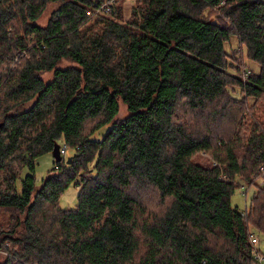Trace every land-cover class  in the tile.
Returning a JSON list of instances; mask_svg holds the SVG:
<instances>
[{"label":"trees","instance_id":"obj_1","mask_svg":"<svg viewBox=\"0 0 264 264\" xmlns=\"http://www.w3.org/2000/svg\"><path fill=\"white\" fill-rule=\"evenodd\" d=\"M233 36L259 71L230 61ZM230 88L243 104L264 98V0H135L127 20L121 0H0V264H253L264 185L243 210L231 198L264 174V104L243 106L242 148L180 116ZM121 100L129 114L117 118ZM61 141L71 162L38 185L39 158ZM72 183L78 203L64 209ZM142 188L159 193L161 214L150 217ZM5 210L18 214L4 221Z\"/></svg>","mask_w":264,"mask_h":264},{"label":"rangeland","instance_id":"obj_2","mask_svg":"<svg viewBox=\"0 0 264 264\" xmlns=\"http://www.w3.org/2000/svg\"><path fill=\"white\" fill-rule=\"evenodd\" d=\"M135 3V0H121V4L123 7V16L124 19H129L131 17V12L133 5ZM58 3H49L37 21L40 25H45L55 8H57ZM216 13L215 10H210L209 14ZM216 16V15H215ZM226 49L228 53L230 54V61L235 64H243V66L248 67V69L259 71L260 65L256 63L255 61L251 60L248 57L247 54V48L243 46V44L239 41V38L237 36H233L230 41L226 44ZM72 62L68 60H64L60 63V66L66 67L70 65ZM44 77L46 80H49L52 78V72H47L44 74ZM229 101L226 99L223 101V103H215L209 107L205 111L197 112V114L182 110L181 111V118L183 120H186L187 123H190L192 126H198L200 128H205L207 124L210 125V127L215 131L216 134H220L221 136H225L226 140H233L236 137H238L239 141L236 142L237 146L239 148H242L244 144L246 143L247 136L250 132V118H249V112L253 115L256 112V109L260 108L264 104V98H254L249 97L245 99V104H243L242 98V92L240 89L230 88L229 90ZM245 105V109L248 112V115L243 112V106ZM222 111H220V110ZM214 111L219 112L222 114L214 115L210 118H207L208 116H211V114H214ZM246 111V112H247ZM129 114L128 108L126 104L123 103V101H120V112L117 116V118H123ZM248 117H246V116ZM95 124V120L89 123V126H92ZM208 125V126H209ZM110 125H107L103 127L102 129L98 130L94 134V138H102L105 133L109 130ZM224 134V135H223ZM60 145H63V142H60ZM74 154V149L68 148L67 154L65 156V159H68ZM195 161L202 162L205 164H213L214 160L211 154L206 152H199L194 157ZM55 160L52 153H48L43 155L39 158L38 164L36 167V178H37V184H41L43 179L47 178L49 175V172L51 169L55 166ZM30 171L27 167L20 169V177L17 181V188L19 191L22 190V180L26 177L27 174H29ZM255 185L249 186L246 182H243L242 186H239L236 188L234 194L232 195L231 201L233 205H237L240 209H245L246 207H249L251 204L252 197L256 191V184H259L260 186L264 185V174L262 175H255L254 176ZM139 195V198L141 201H143L147 206L148 210L150 211V217L157 216L163 212L164 204L161 201V198L159 196V193L152 189V188H142L138 190L137 192ZM78 194H79V188L72 183L69 185L68 188L65 189V191L62 193L60 197V206L64 209L68 208H74L76 207L78 203ZM18 212L15 210H5L1 212L2 220L7 221L11 219L14 215H17ZM22 219L24 218V214H22ZM20 215V216H21ZM255 232L256 236L259 239V243L256 245L258 249H260L262 256L264 257V234L260 233L258 231ZM221 243V242H220ZM8 252L0 250V263L3 262L6 259ZM264 264V260L262 262Z\"/></svg>","mask_w":264,"mask_h":264},{"label":"built area","instance_id":"obj_3","mask_svg":"<svg viewBox=\"0 0 264 264\" xmlns=\"http://www.w3.org/2000/svg\"><path fill=\"white\" fill-rule=\"evenodd\" d=\"M67 150H68V146L67 145H62L60 148V152L62 156H66L67 154ZM251 241L252 243L255 245V249H254V262L253 264H262L264 257L262 256L261 252H259V249L256 247V245L259 243V239L258 237L254 234L251 236Z\"/></svg>","mask_w":264,"mask_h":264},{"label":"water","instance_id":"obj_4","mask_svg":"<svg viewBox=\"0 0 264 264\" xmlns=\"http://www.w3.org/2000/svg\"><path fill=\"white\" fill-rule=\"evenodd\" d=\"M52 154H53L54 160H55L56 162H60V161L63 160V156L61 155V152H60V144H56V145L54 146V149H53V151H52ZM67 162H68V163L71 162V157H69V158L67 159Z\"/></svg>","mask_w":264,"mask_h":264}]
</instances>
